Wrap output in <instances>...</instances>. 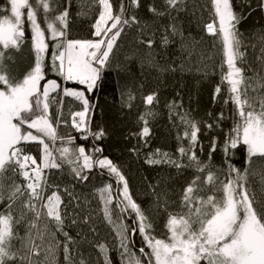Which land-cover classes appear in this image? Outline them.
<instances>
[{"label": "snow or ice", "instance_id": "6c2138e0", "mask_svg": "<svg viewBox=\"0 0 264 264\" xmlns=\"http://www.w3.org/2000/svg\"><path fill=\"white\" fill-rule=\"evenodd\" d=\"M73 7V0L0 5V264H113L110 247L120 264H264V28L240 31L246 17L234 0H152L150 22L139 14L143 0H82L75 15L90 17V38H75ZM257 8L264 11V0ZM184 17L197 19L199 39ZM25 48L31 60L20 71ZM173 48L179 63L166 55ZM132 63L156 76L149 81L142 71L137 79ZM114 64L130 76L119 84L120 110H137L129 153L144 150L146 166L168 169L144 178L143 199L123 165L104 155L108 128L93 123L96 92ZM178 70L218 72L212 104L220 110L198 119L177 92L164 102L175 151L151 149L160 77ZM69 98L78 106L65 113ZM98 221L112 230L111 246L100 240Z\"/></svg>", "mask_w": 264, "mask_h": 264}, {"label": "trees", "instance_id": "16d2710c", "mask_svg": "<svg viewBox=\"0 0 264 264\" xmlns=\"http://www.w3.org/2000/svg\"><path fill=\"white\" fill-rule=\"evenodd\" d=\"M82 0H73V18L74 24L72 25V33L75 38H90L88 29L90 28L91 19L85 17H76L75 13L77 11L76 5L81 3ZM152 0H143L145 5L144 8L140 10V16L145 20L151 21V14L147 12L146 5L151 3ZM159 2V0H157ZM206 0H197V3L203 4ZM237 5L241 7L237 8V11H243L246 19L242 22L240 26V31L244 32L246 35L255 32L258 29L264 28V11H261L257 8V0H249L251 3V8L245 6V0H234ZM4 3V0H0V5ZM114 6L118 5L119 0H113ZM197 12V17L199 16ZM205 18H207V12L204 13ZM183 23L187 31H191L192 35L197 39L202 32L197 27V19L195 17H184ZM131 37L128 40L124 41V49L122 51L128 50V43ZM206 43H210L208 37L205 36ZM178 48V46H177ZM177 48H173L167 53V56H170L173 59H177L181 55ZM122 60L123 57L121 56ZM159 59V57H158ZM31 57L29 55L28 49L23 50V54L18 57V67L20 71H23L26 65L30 62ZM131 75H134L137 79H141V72L143 71L144 77H147L149 81L156 76L155 70H148L147 68L141 69L138 63H132L129 65ZM130 79V76L120 72L116 69L115 64L113 69L110 70V74L107 75L101 87L96 92V98L98 99V107L96 109V115L93 123H99L107 127L109 130L108 138L103 142L104 155L109 156L115 162L123 165L126 169V175L129 177V182L132 190L138 192L140 198L143 199V180L145 177L153 178L158 173L167 172L166 168H149L143 163V151L141 156L137 158L136 156L129 153V149L137 143L135 138H129L128 133L134 132L137 130L136 121V109L134 108L132 112L120 110L121 100H120V91L119 84L123 83L125 80ZM219 81V74H210L208 77L197 74L195 71H177L176 73L166 74L160 77V92H161V104L156 109L159 112L158 117L155 121L151 123L153 129V135L151 139L150 148H161L164 151L174 152L176 148V139H175V130L171 128L170 122L168 119V110L164 107L165 101H170L176 97V93L180 92V95L183 97L185 107H191L194 112L193 115L196 118L203 117L205 113L209 110H220V105L212 104V91L215 84ZM70 86H76L70 84ZM139 99L137 104H139ZM65 113L68 111L70 106L73 110L77 109L78 102L69 98L65 102ZM140 111H143V106L141 105ZM226 115L228 114L227 109ZM231 126V121L225 122V128ZM203 143L205 146L208 141L204 140ZM237 167L241 166L242 161L240 160V153H237ZM216 163L219 164V159L216 160ZM254 169L259 171V162L254 165ZM252 183L255 185L256 190L259 191L260 177L256 175L250 177ZM101 180L97 177L94 180V187L101 186ZM89 186L86 188H79L80 191L89 193L92 191V187ZM63 187V184L61 185ZM100 224L98 227V233L100 240L106 241L110 246L112 245L113 235L112 230L106 225ZM74 230V234H75ZM136 247L140 246V238L136 236ZM87 247V245L85 246ZM89 251H91L89 249ZM110 256L112 257L113 264H120V252L117 248L110 247ZM93 260L96 259V253H92ZM102 259V257H101ZM62 261V256L60 257Z\"/></svg>", "mask_w": 264, "mask_h": 264}, {"label": "rangeland", "instance_id": "374dc122", "mask_svg": "<svg viewBox=\"0 0 264 264\" xmlns=\"http://www.w3.org/2000/svg\"><path fill=\"white\" fill-rule=\"evenodd\" d=\"M77 191L80 192L79 188L77 189ZM91 207L93 209H96L97 212H99L100 205H98L95 200H93V203H92Z\"/></svg>", "mask_w": 264, "mask_h": 264}]
</instances>
